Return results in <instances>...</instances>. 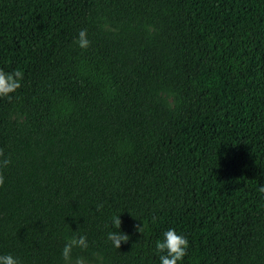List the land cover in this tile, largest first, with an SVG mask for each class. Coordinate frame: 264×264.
Returning <instances> with one entry per match:
<instances>
[{
    "label": "trees",
    "instance_id": "obj_1",
    "mask_svg": "<svg viewBox=\"0 0 264 264\" xmlns=\"http://www.w3.org/2000/svg\"><path fill=\"white\" fill-rule=\"evenodd\" d=\"M0 70V255L264 264V0H0Z\"/></svg>",
    "mask_w": 264,
    "mask_h": 264
},
{
    "label": "clouds",
    "instance_id": "obj_2",
    "mask_svg": "<svg viewBox=\"0 0 264 264\" xmlns=\"http://www.w3.org/2000/svg\"><path fill=\"white\" fill-rule=\"evenodd\" d=\"M90 41L87 39V30L81 29L78 33L76 44L81 49H87L90 46ZM23 72L20 70L11 73H5L0 70V97H9L10 94L16 92L21 87ZM3 150L0 149V156H3ZM10 159L6 158L2 162V166H7ZM4 184V177L0 174V186ZM259 192L264 194V185H261ZM98 207H102L98 206ZM120 216L113 217L111 226L116 230L108 233L107 239L112 242L116 249L121 247V242H127L129 236L119 229L121 228ZM138 231L142 232L143 227H138ZM164 239L157 241L156 251L160 253V264H178L187 255L189 242L187 238L178 234L175 229L170 228L163 233ZM87 249L88 243L85 236L72 237L68 239L62 250V258L65 264H88L83 256H77L73 259L74 249ZM0 264H20L19 260L11 254L0 255Z\"/></svg>",
    "mask_w": 264,
    "mask_h": 264
}]
</instances>
